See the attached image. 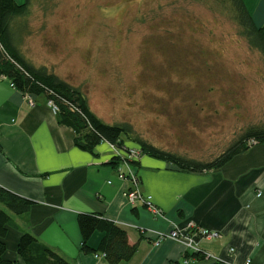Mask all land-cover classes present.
Returning a JSON list of instances; mask_svg holds the SVG:
<instances>
[{
	"label": "rangeland",
	"instance_id": "374dc122",
	"mask_svg": "<svg viewBox=\"0 0 264 264\" xmlns=\"http://www.w3.org/2000/svg\"><path fill=\"white\" fill-rule=\"evenodd\" d=\"M13 28L32 66L161 150L212 162L264 128V55L226 1L31 0Z\"/></svg>",
	"mask_w": 264,
	"mask_h": 264
},
{
	"label": "crops",
	"instance_id": "0c3cea01",
	"mask_svg": "<svg viewBox=\"0 0 264 264\" xmlns=\"http://www.w3.org/2000/svg\"><path fill=\"white\" fill-rule=\"evenodd\" d=\"M243 1L255 25H264V0ZM75 138L45 96L28 99L0 77V189L34 203L22 216L0 205L10 217L0 235L4 260L25 264L17 247L29 233L72 264H109L102 253L81 252L78 216L93 214L126 230L136 246L129 264H214L210 259L184 262L189 251L175 241L155 244L158 235L174 229L190 233L191 227L221 234L195 239L202 253L220 263L264 264V144H253L222 168L205 172L144 155L135 170L140 192L161 211L156 216L145 204L129 203L131 186L110 164L114 154L108 143L85 152ZM103 237L95 232L90 248L98 249Z\"/></svg>",
	"mask_w": 264,
	"mask_h": 264
},
{
	"label": "trees",
	"instance_id": "16d2710c",
	"mask_svg": "<svg viewBox=\"0 0 264 264\" xmlns=\"http://www.w3.org/2000/svg\"><path fill=\"white\" fill-rule=\"evenodd\" d=\"M223 1L231 5L235 18L244 29L251 46L264 55V25L261 27L255 25L243 0ZM30 3L31 0H26L21 5L16 0H0V77L10 80L13 87L23 94L43 95L47 101H53L58 108L59 123L75 131V146L78 149L93 152L101 143L122 146L129 142L140 147L143 156L147 155L171 163L185 171L205 172L222 168L253 144H264V128L250 129L221 156L212 162H202L184 158L145 143L139 137L133 136L134 131L129 124H106L92 111L88 97L83 91L49 74L46 69L35 68L20 53L12 30L15 21L28 14ZM250 140L251 143H249ZM139 163L140 161L135 162L134 165L137 166ZM110 164L116 167L118 163L113 158ZM33 204L27 199L0 189V205L15 216L26 214ZM9 221L8 214L0 210V235L5 234L4 227ZM78 226L82 236L81 252L85 255L102 253L109 264H129L136 253V246L130 244L126 230L98 215L80 214ZM97 231L104 233V237L98 249L93 250L89 246V241ZM5 252L6 245L0 240V264H19L18 261L4 260ZM17 253L25 264H72L29 233L21 237ZM204 259L206 258L203 253L186 252L183 257L184 262Z\"/></svg>",
	"mask_w": 264,
	"mask_h": 264
},
{
	"label": "built area",
	"instance_id": "2783aa9c",
	"mask_svg": "<svg viewBox=\"0 0 264 264\" xmlns=\"http://www.w3.org/2000/svg\"><path fill=\"white\" fill-rule=\"evenodd\" d=\"M5 78V77H3ZM13 86V85H12ZM30 96V95H28ZM33 102H31L32 104ZM48 106L54 111L58 112L57 106L53 101H48ZM110 149L114 154V158L117 161V166L115 167L117 176L120 180L126 181L130 184V189L126 192V197L131 205L135 202H140L148 206V209L156 216L161 215V211L155 208L150 198L144 196L140 190V178L135 170V162H139L143 157L142 150L138 146H132L129 144L117 146L114 144L108 143ZM190 233H182L181 231L174 229L166 235H158L155 240V244L158 246L162 241L172 240L181 244L186 251H189L192 254L202 253L199 249L195 239L196 238H207V239H217L221 237V234L216 231H209L207 229H202L198 227H191ZM206 259H210L214 264H222L211 255L203 253ZM105 257V255H103ZM245 264H250V261H246Z\"/></svg>",
	"mask_w": 264,
	"mask_h": 264
}]
</instances>
